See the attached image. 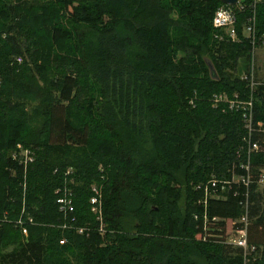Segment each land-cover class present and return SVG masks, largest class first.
<instances>
[{
    "label": "trees",
    "instance_id": "1",
    "mask_svg": "<svg viewBox=\"0 0 264 264\" xmlns=\"http://www.w3.org/2000/svg\"><path fill=\"white\" fill-rule=\"evenodd\" d=\"M222 5L0 0V264H264V82L234 75L251 47ZM220 93L252 94L249 127ZM244 213L247 251L225 242Z\"/></svg>",
    "mask_w": 264,
    "mask_h": 264
},
{
    "label": "built area",
    "instance_id": "2",
    "mask_svg": "<svg viewBox=\"0 0 264 264\" xmlns=\"http://www.w3.org/2000/svg\"><path fill=\"white\" fill-rule=\"evenodd\" d=\"M264 0H240V2L233 6L222 5L218 7L212 17V25L214 28L218 29L221 32V35L227 37V39L231 40L232 42H242L243 40H247L250 43V56H249V66L247 71H245L242 75H240V79L246 82L247 87L250 91H253L254 88L257 86L258 82L255 77V52L257 48L264 46V32H259L256 26V17H257V5ZM247 12L244 22H242L240 33L237 29V15L240 13ZM252 94L248 100L240 101L237 98V94L235 95V99H229L225 93H220L214 97V102L219 103H227L229 109L231 110H242L244 120L246 122L247 127L250 125L251 121V111H252ZM192 103V100H190ZM248 115V117H247ZM250 115V116H249ZM250 146V145H249ZM252 149H257L258 145L256 143L251 144ZM19 149V154L23 156V161L27 162V160H31V156L28 153V150L23 149L20 145L17 146ZM67 173V172H66ZM68 174V173H67ZM263 175L261 177L260 182L263 181ZM238 181L236 177L234 179ZM241 181L246 182L247 179L241 178ZM212 186L215 185L216 181L211 180ZM223 187V186H222ZM95 191V190H94ZM214 191V190H211ZM224 191V190H223ZM209 188L205 189V194L208 196H215V197H222L217 193H209ZM219 195V196H217ZM57 203L59 205V210L66 215L67 213L73 210L72 201L70 198V191L65 189L63 191L62 196L58 197ZM91 204V211L96 214L97 219L100 216V204L96 197H92L90 200ZM100 220V219H99ZM242 226L233 228L230 233L227 235L225 242L231 244L235 247H240L244 251L248 250V244L246 240V222L247 216L244 213L239 221ZM22 225L21 222H19ZM65 226V225H64ZM23 233H26V228L21 227ZM84 228L80 227L77 229V232L82 234L84 232Z\"/></svg>",
    "mask_w": 264,
    "mask_h": 264
},
{
    "label": "crops",
    "instance_id": "3",
    "mask_svg": "<svg viewBox=\"0 0 264 264\" xmlns=\"http://www.w3.org/2000/svg\"><path fill=\"white\" fill-rule=\"evenodd\" d=\"M264 46L263 47H259L257 48L256 52H255V58H254V62H255V77H256V80L257 82L259 83H262L264 82ZM243 60V59H242ZM240 59L239 62H243L242 64H239V68H238V72L241 73L240 75H242L245 71L243 70L244 69V64L245 66L247 65V62L245 63V61L243 60L242 61ZM263 134H264V131H263ZM264 172V170H263ZM262 184H260V187L262 189H264V179L263 181L261 182Z\"/></svg>",
    "mask_w": 264,
    "mask_h": 264
},
{
    "label": "rangeland",
    "instance_id": "4",
    "mask_svg": "<svg viewBox=\"0 0 264 264\" xmlns=\"http://www.w3.org/2000/svg\"><path fill=\"white\" fill-rule=\"evenodd\" d=\"M263 56H264V54H263ZM22 58H23V57H22ZM241 60H242V59H241ZM239 61H240V60H239ZM242 61H243V60H242ZM242 63H243V62H238V64H242ZM241 73H242V72H241ZM241 73H239L238 71H236V72L234 73V75H235V76H240ZM31 107H32V105H28V106H27L28 110H31ZM73 170H74L73 168H70V167H69V168L67 169L66 172H67V173H72ZM71 181H73V179H71ZM260 184H262V183L260 182ZM92 187L95 188V184H94V183L92 184ZM215 188H216V187H215ZM219 188H220V191L223 192L224 187L221 186V187H219ZM96 190H98L97 186H96ZM96 190H95V192L99 193V191H96ZM209 193L212 194V193H214V191H210ZM214 194H215V193H214ZM217 196H219V195H217ZM99 209H100V207H99ZM91 212H92V211H91ZM92 213H93V212H92ZM93 214H94V213H93ZM95 215H96V214H95ZM98 218L102 221L101 211H100V216H99ZM101 226L103 227V225H101ZM100 228H101V227H100ZM21 233H22V235H24L23 237L26 238V237H27V234H28V230L26 229V233H23L22 230H21ZM77 233H78V232H77ZM64 242H65V239H63V240L60 241L61 244H63Z\"/></svg>",
    "mask_w": 264,
    "mask_h": 264
},
{
    "label": "water",
    "instance_id": "5",
    "mask_svg": "<svg viewBox=\"0 0 264 264\" xmlns=\"http://www.w3.org/2000/svg\"><path fill=\"white\" fill-rule=\"evenodd\" d=\"M220 2L224 5L233 6L240 2V0H220Z\"/></svg>",
    "mask_w": 264,
    "mask_h": 264
}]
</instances>
